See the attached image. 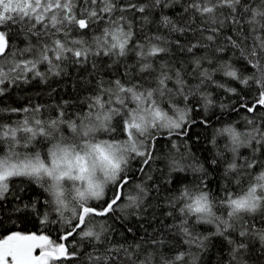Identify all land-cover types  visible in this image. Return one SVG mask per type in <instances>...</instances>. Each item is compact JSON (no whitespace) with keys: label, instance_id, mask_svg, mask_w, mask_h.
Listing matches in <instances>:
<instances>
[{"label":"snow or ice","instance_id":"obj_1","mask_svg":"<svg viewBox=\"0 0 264 264\" xmlns=\"http://www.w3.org/2000/svg\"><path fill=\"white\" fill-rule=\"evenodd\" d=\"M175 2L178 0H148V3H138L137 0H124V3L120 0H0V96L18 83H28L29 74L32 78H45L46 73L39 70V65L46 64L47 73L60 75L65 61L81 64L98 56L118 59L130 51L136 56L133 67L138 65L140 73L149 74L135 82L119 78L109 82L101 80L95 93L86 100L87 111L75 116H69L61 106H56L55 117L47 119L38 115L43 110L42 105L0 109V114L5 111L31 114L18 122L0 120V148L3 149L0 152V202L12 194L14 181L27 180L47 194L49 198L45 204L66 225L61 240L79 235L81 239H90L101 245L105 242L102 236L106 228L103 222H94L93 218L116 211L122 207L119 202L125 197L129 202L127 206H139L140 194H145L144 187L137 184L135 187L139 193L136 195L124 191L129 182L127 170L130 162L140 158L142 165L149 164L158 134L166 132L168 137L186 134L182 129L191 122L192 109L187 105L188 85L181 71L176 69L173 73L164 61L159 63L158 70L155 67L156 58L169 51L157 43L165 38L147 37L133 44L134 33L127 14L144 13L148 8L168 7ZM183 11L188 14L187 25L199 20L196 28L204 40L215 41L229 24L237 26L236 32L245 41L251 39L250 46L244 44L242 47L232 36L226 37L256 69L252 76L241 80L245 85L249 80L255 83V97L251 102L243 100L240 107L248 113L264 108V0H250L249 3L244 0H187ZM98 22L104 23L103 29L98 30L99 34L94 33L91 41L85 39L84 34ZM162 23L173 32L192 30L187 26L178 27L168 16L162 17ZM241 25H244L243 29ZM13 28H18L17 35L27 41L23 48L14 46ZM76 32L81 35L77 37ZM175 43L179 45V41ZM200 46L197 41L186 49L181 45V50L192 53ZM193 63L196 69L200 68L199 59ZM222 70L227 77L239 78L237 71L230 66H222ZM200 76L210 79L207 70L201 71ZM170 81L174 84L172 88L168 86ZM227 90L236 92L234 88ZM179 97L185 102L184 107H180L175 99ZM204 99L206 104L212 102L206 96ZM165 102L168 110L161 107ZM259 116L264 121V112ZM247 123L251 128L245 133L238 132L231 125L217 130V135L228 137L229 150L233 153V160L225 169L226 176L241 168L252 169L257 163L252 159L237 164L236 154L240 146L252 147L254 143L264 147V123L258 124L253 119H248ZM65 130L72 135H65ZM114 133L122 134L124 138L117 139ZM101 134L107 138H101ZM40 143L47 145L46 154L33 150ZM258 150L253 148L254 152ZM175 164L173 161V170H183L177 169ZM140 171L143 172L144 168L141 167ZM237 184H240L239 180ZM108 191L111 192L110 199H106ZM92 200L104 203L92 205L89 203ZM174 201L173 207L180 204L178 210L183 219L179 228L185 243L190 246H201L207 237L201 238L186 227L189 218H194L196 223L215 224L218 235L231 229L238 231L240 237L251 233L264 242V229L252 231L255 226L248 225L244 219L246 214L264 210V171L254 176L249 172L246 188L241 186L239 193L225 190L224 197L219 200L210 191L196 186L194 189L185 187ZM25 207L36 211L35 204ZM217 207L224 210V214L217 215L214 211ZM66 213L70 215L66 216ZM47 220L48 213L45 212L41 223ZM97 226L99 231L95 230ZM229 243L235 241L229 240ZM243 248L245 244L239 243L233 249V258L237 250ZM37 249L39 255L35 254ZM121 250L131 264H150L149 259L138 261L123 246H110L103 252L96 250L86 259L89 264H115L117 256L113 254ZM76 255L69 252L66 243H54L47 235L13 232L0 239V264H54ZM184 257L185 253L178 252L173 259H164L162 264H183Z\"/></svg>","mask_w":264,"mask_h":264},{"label":"trees","instance_id":"obj_2","mask_svg":"<svg viewBox=\"0 0 264 264\" xmlns=\"http://www.w3.org/2000/svg\"><path fill=\"white\" fill-rule=\"evenodd\" d=\"M138 3H148V0H137ZM187 0H178L170 6L163 5L148 8L144 13H128L134 33V44L137 40L144 41L147 37L163 36L165 41H158L161 46L167 47L169 51L162 53L156 58L155 67L159 69L161 61L167 62L173 69H179L187 82L189 99L187 105L192 109L190 123L182 131L184 135L168 137L167 133L158 134L153 148V159L147 165L140 163V158L130 162L127 170L128 184L124 191L126 194L136 195L139 190L135 187L140 184L145 189V194H140L139 206H127V197L119 203L122 207L109 213L105 217H94L93 221L103 222L106 231L102 239L104 244H98L90 239H81L79 235L69 237L67 241L60 238L64 234L66 225L58 215L52 211L45 200L49 197L36 184L27 180L21 182L16 180L11 187V195L7 200L0 202V239L5 238L13 232L21 234L47 235L53 242L66 243L69 252L77 255L69 259H61L54 264H89L86 257L96 250L103 252L105 248L123 246L134 254L138 261L149 259L150 264H162L164 259H173L178 252L185 253L183 264H264V242L251 233L240 237L238 231L228 230L224 235L216 234L215 224L196 223L194 218H189L186 227L195 235L203 239L202 245L197 247L185 243V237L180 231L179 225L183 219L179 213L180 204L173 207L174 198L188 187L194 189L196 186L210 191L217 199L225 195V190L239 193L241 186L247 187L248 173L257 175L264 171V147L255 145L252 147L240 146L237 149L236 163L244 164L245 160H256L252 169L241 168L238 172L225 175L228 163L233 160V153L229 150L230 141L226 135H217V130L231 125L238 132L245 133L251 128L248 119L255 120L258 124L264 123L259 113L264 108H257L256 113H248L245 108L240 107L243 100L251 102L256 94L257 86L251 80L245 85L241 80L250 77L256 72L248 61L241 55L239 48H233L226 40L232 36L241 43L251 45V39L247 41L236 32V25L229 24L217 36L216 40L209 42L201 38L196 25L199 20L187 25L188 14L183 11ZM249 3L250 0H244ZM258 2V0H257ZM124 3V0H120ZM118 15V13H117ZM168 16L178 27H189L192 30L184 33L173 32L170 27H165L162 17ZM147 17L145 20L144 18ZM103 22L93 25L91 30L84 34V38L91 41L93 34H99L103 29ZM244 28V25H241ZM18 28H13V44L23 48L27 41L22 35H17ZM77 37L80 32L74 33ZM35 42V37H32ZM179 41V45L175 43ZM199 41L200 47L192 53L181 50V45L186 49L192 43ZM222 49V50H218ZM200 60V68L196 69L194 60ZM93 61L95 67H93ZM136 64L134 52L127 56L115 58L107 56L90 57L87 62L75 64L65 61L61 65L60 75L47 73V65H39L41 72H45V78H32L29 74L28 83H18L7 89L0 96V109L35 107L42 105L43 110L38 115L43 118L55 117L56 106L64 107L69 116H75L78 112L87 111L86 100L95 93L96 86L101 80L105 82L122 79L133 82L140 80L141 76L149 74L140 73ZM230 66L238 73V79L227 77L223 74L222 66ZM207 70L210 79H204L200 72ZM153 76L155 73L152 74ZM203 80V83L201 81ZM218 85H223L220 87ZM154 86V85H153ZM168 86L174 87L170 81ZM236 89L235 93L227 89ZM212 102L206 104L204 97ZM177 99L179 106L184 107L182 97ZM66 102V103H65ZM161 107L168 110L167 102ZM171 114V112H170ZM30 113L12 114L3 112L0 120L7 123L18 122ZM115 123V121H114ZM71 132L65 130L64 134ZM115 137V135L113 134ZM123 138L122 134H117ZM101 138H107L101 134ZM175 145V146H174ZM253 148H259L253 151ZM33 150H40L46 154L47 145L37 144ZM3 149L0 148V152ZM213 160L216 163H213ZM175 167L183 170H173ZM144 171L141 172L140 168ZM193 169H198L194 171ZM240 184H237V181ZM107 191V190H106ZM111 198L108 191L106 199ZM92 205H102L104 201L89 202ZM36 206V211L32 207ZM17 208L20 210L17 211ZM217 215L224 214V210L217 207L214 209ZM45 212L48 220L41 223ZM70 213H66V216ZM248 225H254L252 231L264 229V210L244 216ZM99 231V226L96 227ZM229 240L235 243H229ZM239 243L245 244V248L238 249L233 258V249ZM95 245V248H94ZM137 245L140 247L137 249ZM115 264H131L125 259V253L121 250Z\"/></svg>","mask_w":264,"mask_h":264},{"label":"rangeland","instance_id":"obj_3","mask_svg":"<svg viewBox=\"0 0 264 264\" xmlns=\"http://www.w3.org/2000/svg\"><path fill=\"white\" fill-rule=\"evenodd\" d=\"M117 134H118V133H114L115 138H117V139H123V138H124V137H123V138H120L119 136L116 137ZM71 135H72V133H70L68 136H71ZM92 202H96V201H95V200H92ZM51 241H52V240H51ZM54 243H55V242H54ZM39 251H40V250L37 249V250H36V253L39 254Z\"/></svg>","mask_w":264,"mask_h":264},{"label":"flooded vegetation","instance_id":"obj_4","mask_svg":"<svg viewBox=\"0 0 264 264\" xmlns=\"http://www.w3.org/2000/svg\"><path fill=\"white\" fill-rule=\"evenodd\" d=\"M36 255H38L37 253H35Z\"/></svg>","mask_w":264,"mask_h":264},{"label":"water","instance_id":"obj_5","mask_svg":"<svg viewBox=\"0 0 264 264\" xmlns=\"http://www.w3.org/2000/svg\"><path fill=\"white\" fill-rule=\"evenodd\" d=\"M63 241V240H62Z\"/></svg>","mask_w":264,"mask_h":264}]
</instances>
